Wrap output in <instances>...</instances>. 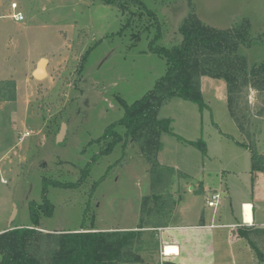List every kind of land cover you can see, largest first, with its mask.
Wrapping results in <instances>:
<instances>
[{
  "label": "rangeland",
  "instance_id": "1",
  "mask_svg": "<svg viewBox=\"0 0 264 264\" xmlns=\"http://www.w3.org/2000/svg\"><path fill=\"white\" fill-rule=\"evenodd\" d=\"M12 3L23 21L9 17ZM122 3L123 10L103 0H0V234L33 226L29 206H42L45 196L52 210H37L41 234L144 226L127 248L128 264H174L162 255L161 226L188 224L197 209L229 224L244 200L264 220V174L250 173L251 154L242 148L264 154V87L256 88L255 77L264 62V0ZM188 16L209 30L236 28L233 37L245 36L223 59L231 83L202 76L204 108L181 98L160 107L157 117L169 120L172 133L161 134L156 160L148 136L132 140L116 125L104 140L124 105L140 100L166 72L165 59L150 47L180 44L178 27ZM41 59L47 76L35 80ZM115 135L121 140L101 154ZM198 142L205 155L191 144ZM203 165L215 187L217 173L228 188L227 197L217 191L215 209L206 204L210 192H197L194 201L187 193ZM230 230H216V264H264V234L249 236L257 257L240 236L230 238ZM39 240L32 252L46 263L53 242Z\"/></svg>",
  "mask_w": 264,
  "mask_h": 264
},
{
  "label": "trees",
  "instance_id": "2",
  "mask_svg": "<svg viewBox=\"0 0 264 264\" xmlns=\"http://www.w3.org/2000/svg\"><path fill=\"white\" fill-rule=\"evenodd\" d=\"M129 1L135 2V0ZM103 2L120 10L124 8L122 0H103ZM146 15L153 17L150 12H146ZM178 31L182 38L180 44L169 49L162 46L150 47L152 52L165 59L166 72L155 82L153 89L140 100L130 106L124 105L123 118L106 130L104 140L108 139L111 134L113 135L114 126H122L126 130L125 135L130 136L132 140L137 141L142 135L151 138L155 143L153 156L156 160L160 149L161 134L172 133L169 120L157 117L160 107L173 98H181L197 104L200 109L204 108L199 88V78L202 76L223 79L228 85L231 83L232 75L228 72L223 59L229 58L232 51L237 50L240 44H244L245 36L233 37L232 33L237 31L236 28L225 32L209 30L194 16L183 19ZM159 38L160 35L157 34L150 41L149 46ZM255 77L260 80L258 82L260 85H256V88L264 87V62L261 69L255 73ZM115 137L101 154L110 153L113 146L121 140L119 136L115 135ZM176 138L182 141L181 138ZM191 144L199 147L201 153L205 155L202 142ZM242 147L251 154V173L264 174V154L258 153L255 147L245 145ZM78 183L71 185L57 183L55 185L67 189L75 188ZM43 199L42 206L36 207L33 204L29 206L33 226L16 227L0 234V264H128L131 262L132 258L129 257L130 253L127 248L144 226L131 231H96L94 228H89L75 232L41 234L38 230L37 210L44 207L45 215H49L52 210L45 196ZM238 232V236L248 243L257 257H260V252L249 236L253 233L264 234V229L242 227ZM39 239L53 242V248L48 253L46 263L43 257L37 258L32 252L33 244ZM135 261L137 260H134V263Z\"/></svg>",
  "mask_w": 264,
  "mask_h": 264
},
{
  "label": "crops",
  "instance_id": "3",
  "mask_svg": "<svg viewBox=\"0 0 264 264\" xmlns=\"http://www.w3.org/2000/svg\"><path fill=\"white\" fill-rule=\"evenodd\" d=\"M189 142L188 140H184ZM238 145V144H237ZM243 148V147H242ZM246 150L245 148H243ZM208 157L207 162L211 163ZM203 169L201 174L192 176V187L188 185V194H192V200L197 198L198 196L196 193L200 192L202 194L206 192H210L211 194H218V190L222 192L223 197L228 196V191L226 187L222 185L220 180L219 174L216 173L218 176V185L216 187L210 182L209 177L211 176L212 172L211 169L208 167L206 168L203 165ZM210 166V165H209ZM175 169V167H174ZM224 173V171H223ZM247 176L249 172H245ZM251 173V172H250ZM249 177V176H248ZM251 179V176H250ZM195 183V184H194ZM195 194V195H193ZM194 196V197H193ZM210 199L207 196V200ZM192 201V202H193ZM181 202V198L180 201ZM249 204L251 206V220L247 222L244 217V205ZM235 211H232L231 219L234 218V222H228L229 224H221L216 223L215 219L212 215L206 216L202 212V210L197 209L194 213L192 212V222L188 224H168L167 226H161L159 228V240L161 241V252L162 255L168 257L171 262L174 264H216V250H215V241L214 236L216 230L222 229L224 227L230 228L231 232H229V237L231 235L238 236L237 228L236 227H253L257 229H264V220H261L260 217H256L255 206L249 200H244L235 206ZM241 215V218H240ZM240 218V219H239ZM138 226L135 227H118V228H109V229H100L96 231H105V230H117V231H131L136 230ZM42 229V228H41ZM184 231H191V232H184ZM242 239H234V243L239 244ZM232 243V241H230ZM165 246H170L176 248L175 254L165 255L163 250Z\"/></svg>",
  "mask_w": 264,
  "mask_h": 264
},
{
  "label": "built area",
  "instance_id": "4",
  "mask_svg": "<svg viewBox=\"0 0 264 264\" xmlns=\"http://www.w3.org/2000/svg\"><path fill=\"white\" fill-rule=\"evenodd\" d=\"M18 6L16 3L11 4V10L13 11L12 14L9 16L15 22H21L24 20L23 15L17 11ZM220 196L219 194H213L210 199L206 200V204L208 208H216L218 204Z\"/></svg>",
  "mask_w": 264,
  "mask_h": 264
},
{
  "label": "water",
  "instance_id": "5",
  "mask_svg": "<svg viewBox=\"0 0 264 264\" xmlns=\"http://www.w3.org/2000/svg\"><path fill=\"white\" fill-rule=\"evenodd\" d=\"M46 64H47V62L45 60H43V59H41L38 62L35 70L32 73V77L35 80H42V79H44L47 76V73H46Z\"/></svg>",
  "mask_w": 264,
  "mask_h": 264
},
{
  "label": "bare ground",
  "instance_id": "6",
  "mask_svg": "<svg viewBox=\"0 0 264 264\" xmlns=\"http://www.w3.org/2000/svg\"><path fill=\"white\" fill-rule=\"evenodd\" d=\"M244 217H245V220L247 222H249L251 220V206L249 204H245L244 205ZM176 252V248H174L173 246L170 247V246H165V249L163 250V253L165 255H171V254H175Z\"/></svg>",
  "mask_w": 264,
  "mask_h": 264
}]
</instances>
